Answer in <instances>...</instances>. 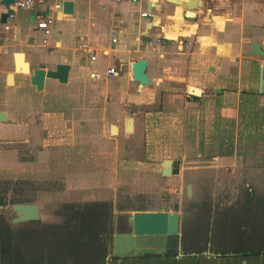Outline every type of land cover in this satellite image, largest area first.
Listing matches in <instances>:
<instances>
[{"label": "crops", "instance_id": "0c3cea01", "mask_svg": "<svg viewBox=\"0 0 264 264\" xmlns=\"http://www.w3.org/2000/svg\"><path fill=\"white\" fill-rule=\"evenodd\" d=\"M61 1L35 0L33 10H15L13 18L6 17L2 22L5 5L0 0V24L6 22L10 27L7 32L0 30V70L11 71L6 83L15 87L16 77L27 76L30 91L39 95L72 83L76 87L71 93H80L71 99L79 102V113L43 111L39 117H33V129H27L29 113L24 108L28 103L21 105L19 100L23 97L12 89V97L20 105L13 112L0 111L4 115L0 119L2 176L11 175L22 182L79 183L80 190L66 188L45 195L53 211L58 203L79 202L78 198L90 191V175L85 169L88 166L83 170L82 160L88 159L89 151L112 145L109 137L104 143L96 138L98 132L104 138L111 134L112 127L117 128V139L127 134L131 137L130 150L139 149L141 159L157 162L161 176L167 160L171 162L168 177L176 173L180 181L196 169L189 166L191 162L204 159L220 167V171L224 169L226 173L221 172L222 175H231L228 172L232 168L240 167L239 176L244 175L242 181L246 182L254 170L264 172V75L259 93V71L263 67L264 74V56L251 54L252 43H259L264 50V0H198L192 18L186 15L183 5L169 0L148 3L67 0L73 3L71 15L58 12ZM146 12L151 16L142 17ZM213 16L225 19L222 29L215 26ZM45 18L52 20L47 35L36 27ZM167 34L177 37L170 38ZM202 37L209 38V46L202 48ZM219 47H224V52L220 53ZM15 53L23 55L22 61L28 64L29 72L15 71ZM137 60L146 61L144 73L149 85H140L133 79L132 65ZM58 64L70 67L66 83L46 78L40 91L31 85L33 69L54 70ZM109 68H114L117 74L106 75ZM83 83L84 86L95 83L101 88L102 110H86L87 91L77 90ZM190 87L200 91L192 95ZM4 98L2 94L1 101ZM74 115L83 119L78 122ZM129 122L131 132H127ZM22 146L35 150L33 161L18 159ZM120 149L112 145L110 150L116 153ZM78 152L81 155L85 152V156L80 159V173L75 174L70 172L73 167L68 160L77 158ZM103 177L94 181H104ZM234 194L238 192L229 195ZM32 204L38 208V220H43L40 203ZM179 252L167 257L113 259L106 264H179L182 260L194 264L246 262L238 254L212 258L183 257Z\"/></svg>", "mask_w": 264, "mask_h": 264}, {"label": "rangeland", "instance_id": "374dc122", "mask_svg": "<svg viewBox=\"0 0 264 264\" xmlns=\"http://www.w3.org/2000/svg\"><path fill=\"white\" fill-rule=\"evenodd\" d=\"M20 12L24 13L23 10ZM212 20L217 28H223L225 23L223 17L213 16ZM167 36L177 37L176 34ZM209 44L208 37L201 38L202 48ZM218 51L224 52V47H219ZM10 73V70H0V96L2 94L5 96L3 101L0 99V111L13 112L19 109L20 104H16L12 97L14 95L12 89H16L15 93L23 97L19 103L21 105L28 103V107L24 108L29 113L26 117L29 125L27 129L33 127V117H39L43 111L76 114L77 110H80L79 102L71 100L80 94L71 93L76 87L73 83L68 87L50 88L43 93L45 95H39L30 91L27 76L16 77L15 87L8 85L6 77ZM80 87L77 90H86L89 97V106L86 110L88 112L102 110L103 96L99 92L101 88L95 83L87 86L83 83ZM191 91L194 94L197 92ZM49 96H52V99ZM74 116L78 122L83 119ZM113 129H116L117 133V128ZM27 131L29 133V130ZM116 133L113 132L112 135L107 133L104 138L102 133L98 132L96 138L97 142L101 143H104L106 137L111 138L109 140L112 141V145L121 148L119 152L112 153L110 150L112 145L109 143L110 145L102 147L103 149L89 151L88 159L82 160L85 165L83 170L88 169L90 175L88 195L79 197V202L58 203L54 211L45 195L50 191H63L66 188L71 191L80 190L79 183L22 182L15 180L11 175L0 174V264H6L8 261L15 264L25 260L41 264H70L69 262L92 264L99 261L97 257L104 253L105 249L112 259L113 236L130 231L129 216L137 211L179 212L181 222L178 242L179 253L183 257L190 255L214 258L224 254L229 258L238 254L241 260H246L245 263L235 260L226 264H264L263 171L254 170L246 182L242 181L244 175L239 176L242 174L239 172L240 167L232 168V171L228 172L231 175H222L221 172L226 173L224 169L220 171V167L217 168L218 166L204 159L191 162L189 166L196 168H193L195 171L188 172L180 181L176 173L173 177L161 176L157 162L141 159L139 149L130 150L133 143L128 134L117 139ZM84 153L81 155L78 152L77 158L68 160V164H72L73 167L70 172L80 173V159L84 158ZM35 155V150L22 146L18 152V159L33 161ZM217 172L220 173L217 175ZM99 174L104 176V181L95 182L94 180L102 177L98 176ZM82 187L85 191V183ZM230 192L238 194L231 196ZM33 202H38L42 206L43 220L14 223L17 214L12 205ZM7 227H10L12 237L10 243L6 244L7 247H4L1 231ZM73 236L80 238L82 243L70 247V241L73 240L69 239ZM90 239L91 243L86 244L85 241L89 243ZM96 242L99 243V247ZM256 252L259 256H251ZM17 255L19 256L14 259ZM184 262L182 260L179 264ZM193 262L184 264H194ZM214 262L209 264L225 263Z\"/></svg>", "mask_w": 264, "mask_h": 264}, {"label": "water", "instance_id": "95a60500", "mask_svg": "<svg viewBox=\"0 0 264 264\" xmlns=\"http://www.w3.org/2000/svg\"><path fill=\"white\" fill-rule=\"evenodd\" d=\"M188 2H177L175 4L183 5L187 10L186 15L194 17L195 14L192 12L196 9L197 5L193 9H189ZM198 1V0H196ZM2 4L5 5V9L8 14L11 10L8 8L12 4V0H1ZM73 3L71 1L62 0L58 5V12L66 15H71L73 13ZM7 15L2 14L1 21L4 22ZM150 25L148 24L147 28ZM166 39H168L166 37ZM259 43L251 44V54L254 56H264V50H261ZM15 71H23V67L27 66V71L29 72V66L26 62L22 61L23 55L21 53H15ZM146 68L145 60H137L132 65V74L134 81L138 82L140 85H149L150 82L144 73ZM70 67L65 64H58L55 66L54 70H43V69H33L32 76L30 77L31 85L35 86L36 90H43L44 80L46 78L56 79L60 83H66L68 72ZM212 70V68H211ZM263 67L259 71V93L262 90L263 81ZM190 90L200 91L195 87H190ZM188 89V90H189ZM219 92L220 89H217ZM192 94V93H190ZM195 95V94H192ZM197 96V95H196ZM0 116L3 118L4 115L1 113ZM169 173L168 169L163 168L162 176H166ZM16 206V205H15ZM13 206V209H15ZM23 208L19 209L23 211V215L19 217V221L25 222L29 220H38L33 218V215H28V208H34L38 213V208L36 205H21ZM16 221V220H15ZM129 226L130 231L123 234H115L113 236L112 242V258L124 259V258H135L141 256H174L177 254L179 248L178 235L180 232V222L181 215L179 212H165V211H137L133 212L132 216H129ZM128 238L131 243L136 242L137 247L125 248L126 243L122 241V237ZM128 250V251H126Z\"/></svg>", "mask_w": 264, "mask_h": 264}, {"label": "built area", "instance_id": "2783aa9c", "mask_svg": "<svg viewBox=\"0 0 264 264\" xmlns=\"http://www.w3.org/2000/svg\"><path fill=\"white\" fill-rule=\"evenodd\" d=\"M112 1L115 3H120V2H123L124 0H112ZM129 1L132 3H139L141 0H129ZM144 1L146 3H148L151 1H155V0H144ZM34 5H35V0H12V4H10L8 6V8L11 10V13L8 14L6 9H5L4 14L7 15V19H11L14 17L15 10H18V9L33 10ZM141 16L142 17H150L151 15H150V13L146 12V13L141 14ZM51 24H52V20L50 18H45V19L38 21L36 27L38 29L42 30L44 32V34L47 35V34H49V27ZM9 29H10V27L6 22L0 24V30L2 32H7V31H9ZM115 40L116 39H113V42ZM157 41L159 42L160 39H158ZM91 60L93 61L94 57H91ZM109 74L116 75L117 72L115 71L114 68H109L107 70L106 75H109Z\"/></svg>", "mask_w": 264, "mask_h": 264}, {"label": "flooded vegetation", "instance_id": "af4514ba", "mask_svg": "<svg viewBox=\"0 0 264 264\" xmlns=\"http://www.w3.org/2000/svg\"><path fill=\"white\" fill-rule=\"evenodd\" d=\"M116 133V132H115ZM16 205V206H15ZM21 205H35V204H14L12 205V208L13 206H15L13 209L16 214H17V217L14 218L13 222L14 223H20L21 221H19V217L23 215V211L22 210H19L20 207H22ZM28 215H33L34 219H36L37 217H39V214L37 213V211L33 208H28ZM16 220V221H15ZM29 221H32V220H29ZM34 221V220H33ZM26 222V221H25ZM12 231L10 229V227H7L6 229L2 230L1 231V239H2V245L5 247H7L6 244H9L10 243V239L12 237L11 235ZM97 239V238H96ZM71 240V238L69 239ZM98 240V239H97ZM100 240V239H99ZM102 242V241H101ZM96 245L99 247V243L96 242ZM264 248V246H263ZM180 251V250H179ZM19 255L15 256L14 259H16ZM99 261H96V262H93L92 264H106L107 261H112L113 259H116V258H112L110 256L107 255V249H105V252L102 253L100 256L97 257ZM25 260V259H24ZM11 261H8V262H5L6 264H9ZM25 262H27V260H25ZM87 262H88V259H87ZM86 262V263H87ZM70 264H73L71 262H69ZM76 263V262H75ZM10 264H13V263H10ZM16 264V263H15ZM40 264V263H39Z\"/></svg>", "mask_w": 264, "mask_h": 264}, {"label": "bare ground", "instance_id": "6f19581e", "mask_svg": "<svg viewBox=\"0 0 264 264\" xmlns=\"http://www.w3.org/2000/svg\"><path fill=\"white\" fill-rule=\"evenodd\" d=\"M170 2H173V3H177V2H179L178 0H169ZM181 3V2H180ZM197 5V1L196 0H191V1H189V3H188V7H189V9H193L195 6ZM188 16H189V13H188ZM20 67V69H21V67H23V73H27L26 71H27V66H19ZM17 72L19 73V72H21V71H19V70H17ZM13 83V80H12V78H9V84H12ZM1 120H3V118L1 117L0 118ZM114 127H112L111 128V132H112V134H113V132H116V129H113ZM132 131V123L131 122H129L128 123V129H127V132H131ZM164 168L165 169H168L169 170V173L168 174H166V176L165 177H168V176H170L171 175V162L170 161H165L164 162ZM23 207H21L20 209H22ZM130 216H132V214L130 215ZM34 218V217H33ZM124 235V234H123ZM122 241H124L125 243H126V245H125V248H129V247H131V246H133V247H137L138 246V244L136 243V242H134V243H131L130 241H128V238L127 237H125V236H123L122 237ZM126 251H128V250H126Z\"/></svg>", "mask_w": 264, "mask_h": 264}, {"label": "trees", "instance_id": "16d2710c", "mask_svg": "<svg viewBox=\"0 0 264 264\" xmlns=\"http://www.w3.org/2000/svg\"><path fill=\"white\" fill-rule=\"evenodd\" d=\"M71 240H73V241H70V244H71L70 247H75L76 245H80L82 243L80 238H76L74 236L71 237ZM85 243L86 244H90L91 243V239H90L89 243L87 241H85ZM222 255H224V254H222ZM16 264H39V262L37 263V262H34V261L31 260V261H27V262L22 261V262L16 263ZM75 264H79V263H75Z\"/></svg>", "mask_w": 264, "mask_h": 264}]
</instances>
